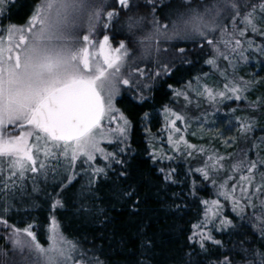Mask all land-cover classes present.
<instances>
[{
	"label": "snow or ice",
	"instance_id": "1",
	"mask_svg": "<svg viewBox=\"0 0 264 264\" xmlns=\"http://www.w3.org/2000/svg\"><path fill=\"white\" fill-rule=\"evenodd\" d=\"M15 3L0 0V264H157L162 241L149 231V194L165 218L183 212L188 199L203 206L173 264H264V137L240 149L239 157L209 151L185 139L177 122L187 124L188 117L173 108L181 100L185 110L202 100H246L260 81L236 70L239 61L247 62L246 53L264 55V42L256 41H264V0H34L19 19L12 15ZM193 55L206 57L204 64L223 77L222 88L206 82L208 72L181 87L169 82L181 65L194 63ZM158 90L170 97L161 106L168 149L154 143L152 114L144 111L139 123L154 170L134 178L133 121L118 104L127 95L143 105ZM248 106L258 111L264 98ZM255 126V116L236 117L238 135L222 144L247 142ZM194 153L205 159L181 178L172 162ZM77 183L69 204L66 193ZM173 185L181 190L172 191ZM209 185L217 198L199 196ZM41 194L50 207L44 244L36 225L18 227L9 215L18 205L37 207ZM57 210H71L74 219L99 229L112 225V231L70 238ZM113 210L135 225L136 241L121 236L112 247ZM214 232L238 239L226 247ZM106 237L107 244L96 242ZM116 250L127 255L114 261L108 253Z\"/></svg>",
	"mask_w": 264,
	"mask_h": 264
},
{
	"label": "trees",
	"instance_id": "2",
	"mask_svg": "<svg viewBox=\"0 0 264 264\" xmlns=\"http://www.w3.org/2000/svg\"><path fill=\"white\" fill-rule=\"evenodd\" d=\"M34 3V0H16L15 5L12 6V15L14 19H19L24 17L31 5ZM257 43H261L260 38H256ZM171 43H176L175 41L167 42L165 46H169ZM180 46H187L189 48L193 47L191 43L185 45L183 42H180ZM248 55V64L244 61L243 63H238L240 65V70L247 69L250 71V75L245 74L242 75L241 72L236 73L239 77H246L245 80L255 79L260 81L258 85L252 87L247 93H245L246 100H229L224 101L222 106H214L208 108L212 121L215 123H219L222 120L227 121L229 127L234 128V137L238 135L236 130V117L247 118L250 116L256 117V126L252 133L249 134L250 139L245 142L243 140L240 141L239 144H235L234 148H227V152L230 151H238L240 153V149H248L252 147L253 142L259 144V138L264 137V108L253 111L249 108L248 102L256 100L257 97L264 98V55L252 52ZM254 57V60H253ZM194 61L192 65H181L174 77L169 82H175L176 87H181L187 80L191 79L196 75H203L204 72L211 73L213 77L218 79V85L221 87L225 81L220 79L215 72H211V69L208 65L204 64V59L206 57L197 58L195 55L191 57ZM222 66H224L223 61L219 62ZM143 66V65H141ZM225 67V66H224ZM252 68H257V73H254ZM223 68H221L222 70ZM252 71V72H251ZM231 77V75H230ZM170 97L165 94L164 90H158L154 93V99L151 101L145 102L143 105H137L134 102H131L127 95H125L118 107L123 109L125 113L132 119L133 128L131 132V141L133 147L136 148L137 154L132 162L133 167V176L134 178H138V173H149L153 171V167L151 165V161L146 154V149L148 146V139L146 137V133L143 130V127L139 123V117L143 114L144 111H149L151 116V122L148 127L151 128L152 133L157 136L161 134L160 125L163 124L158 117L160 110L162 109V105L167 104L169 102ZM222 109V113H221ZM232 109H236L235 112H232ZM212 122V124H214ZM216 125V124H214ZM163 132V131H162ZM216 135L212 132V139L210 140V144L207 149L221 148V143H219V139L215 140ZM163 141V138H161ZM162 144V143H161ZM255 150L249 153L250 156H254ZM174 167H177L179 172L181 173V178H183L184 171L191 165L185 163L183 159L173 162ZM192 167V166H191ZM82 182V181H81ZM43 187V185H41ZM79 188V184L77 183L74 188H70L66 197L69 200V204L71 203V196L73 192ZM51 191V187L48 188ZM172 191L179 192L181 190V185H173ZM199 196L203 199H214L215 193L214 188L209 185L207 188L202 189L199 193ZM149 201V209L150 211L147 213L148 222L151 227L149 231L155 235V237L162 241V243H158L156 252V261L157 264H173L174 258H178L182 255L181 248L185 243L186 236L189 233V229L193 223H196L199 219L202 218L203 214V206L198 203H193L192 199H188V207L183 210V212L170 216L168 218L163 217L162 214H159V211L156 206L155 197L151 194L148 196ZM37 207H31L29 204L18 205L19 211L16 208L9 214L11 217L10 222H14L18 227H24L27 223H33L36 225L35 231L38 237V240L44 244L46 241V226L48 225V218L50 214L49 200L43 194L37 200ZM229 209V208H228ZM126 209L124 213H126ZM112 216L116 221L115 225V236L111 237L114 248L117 240L123 236L125 240L128 241H136V237L133 235L135 232V225L125 223L127 221V215L122 214L119 211L113 210ZM226 214L229 216H234V213L231 210H226ZM55 215L62 225L65 234L70 238L82 239L85 235L91 239L94 234H97L98 231H112V225H109L107 229H99L98 225L95 224H87L83 223L77 219H74L71 213V210L65 212L57 210ZM214 235L217 239H221L224 241L226 247H231L232 243L238 239V236L235 234H229L228 232L220 233L214 232ZM108 238H104L103 240L97 239V243L107 244ZM5 245V241L0 243V248H3ZM114 261H120L123 259L127 253H122L119 250L110 251L108 253ZM19 258V257H18ZM0 261H4V257L0 256ZM5 264H10V261H6Z\"/></svg>",
	"mask_w": 264,
	"mask_h": 264
},
{
	"label": "rangeland",
	"instance_id": "3",
	"mask_svg": "<svg viewBox=\"0 0 264 264\" xmlns=\"http://www.w3.org/2000/svg\"><path fill=\"white\" fill-rule=\"evenodd\" d=\"M165 42L162 41V46H165ZM259 54L257 55L258 58ZM254 60V57H253ZM244 61L241 60L239 61L240 63H243ZM224 66H226V62L223 61ZM248 60L246 62V64H248ZM238 64L236 73L241 72L242 75L248 74L250 75V71L247 69H243L242 71L240 70V65ZM224 66H222L220 64V68H225ZM211 69V68H210ZM222 69V70H223ZM254 73H257V68H252ZM211 72H215L213 69H211ZM229 75L232 74V69L229 68L228 69ZM252 72V71H251ZM211 74V73H210ZM216 74V73H215ZM220 79H223V77L219 76L218 74H216ZM244 79H246V77L244 76ZM224 80V79H223ZM205 82L204 79L201 80V83ZM206 82L209 85H212L214 87L222 88L223 85L220 87L218 85V79L213 77L212 75H210L209 78H207ZM193 87H195V82L193 83ZM224 101H229V100H223V101H219L218 103H216L215 105H210L208 102L206 101H201V105L199 108H197L195 106V104L189 106L186 110L183 109V101L181 100L179 103H176L173 105L174 110L176 111H184L186 116L188 117V122L187 124L183 123V122H177L178 126L182 129V134L185 136V139L188 140L189 143L197 145L199 146H203L205 149H207V147L210 144V140L212 139V132L216 135L215 140H220L219 143H221V148H215L217 150H219V152L221 154H224L226 150L225 146L222 144V140L227 138V137H234V128L229 127L228 122L222 120L219 123H215L214 121H212V118L209 117L210 113L208 111V108L214 107V106H222ZM221 113H222V109H221ZM159 120L163 123L164 122V115H163V111L162 109L160 110L159 114H158ZM212 122H214V124H212ZM163 126L164 123L160 125V131L161 134L160 135H155L156 139L154 141V143L156 144L157 147H162L164 150L168 149V145H167V133L165 131H163ZM163 131V132H162ZM236 131V130H235ZM193 133H195V135H193ZM221 133L223 135H221ZM161 138H163V144H161ZM149 142V141H148ZM234 148V145L232 146ZM261 147H264V145H261ZM231 148V147H230ZM210 151V149H208ZM232 153H236L237 157H239V152L234 150V151H230ZM171 154V153H169ZM183 159L185 161L186 164L191 165L193 168L198 167L201 165L202 161L205 159V157L203 155H200L198 153H194L193 157H178L175 161ZM174 162V161H173ZM172 162V166L173 165ZM167 163V162H165ZM214 193H215V189H214ZM215 198H217L215 196ZM214 198V199H215ZM221 202L224 203L223 198L221 197ZM229 208V209H228ZM226 210H230V206L226 205L225 207V211ZM48 228V225L46 226V230ZM0 235H5V233L3 232V229L0 228ZM46 235H47V231H46ZM3 240H0V243ZM17 260H19L18 257H16Z\"/></svg>",
	"mask_w": 264,
	"mask_h": 264
}]
</instances>
